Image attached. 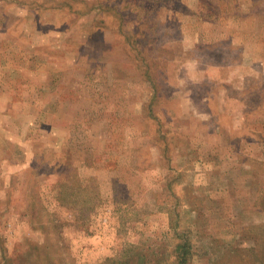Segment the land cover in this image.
<instances>
[{
  "label": "rangeland",
  "instance_id": "374dc122",
  "mask_svg": "<svg viewBox=\"0 0 264 264\" xmlns=\"http://www.w3.org/2000/svg\"><path fill=\"white\" fill-rule=\"evenodd\" d=\"M0 264H264V0H0Z\"/></svg>",
  "mask_w": 264,
  "mask_h": 264
}]
</instances>
